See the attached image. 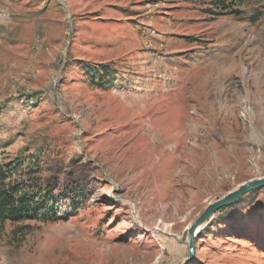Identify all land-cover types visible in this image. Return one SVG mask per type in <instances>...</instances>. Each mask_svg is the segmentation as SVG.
I'll use <instances>...</instances> for the list:
<instances>
[{
	"label": "rangeland",
	"instance_id": "374dc122",
	"mask_svg": "<svg viewBox=\"0 0 264 264\" xmlns=\"http://www.w3.org/2000/svg\"><path fill=\"white\" fill-rule=\"evenodd\" d=\"M223 4L0 0V264H182L264 177V0ZM195 249L264 264V187Z\"/></svg>",
	"mask_w": 264,
	"mask_h": 264
},
{
	"label": "water",
	"instance_id": "95a60500",
	"mask_svg": "<svg viewBox=\"0 0 264 264\" xmlns=\"http://www.w3.org/2000/svg\"><path fill=\"white\" fill-rule=\"evenodd\" d=\"M264 187V177H258L242 182L223 196L210 202L193 220L187 230V257L182 264H192L195 259V239L205 227L208 220L219 209L237 202L244 194Z\"/></svg>",
	"mask_w": 264,
	"mask_h": 264
},
{
	"label": "trees",
	"instance_id": "16d2710c",
	"mask_svg": "<svg viewBox=\"0 0 264 264\" xmlns=\"http://www.w3.org/2000/svg\"><path fill=\"white\" fill-rule=\"evenodd\" d=\"M225 0H211L217 4H223ZM223 7L226 8L225 4ZM26 206L22 202V199L19 197L17 200H14L12 194L10 193H0V217H9L12 220L21 219L25 216H28V212L25 210ZM41 215H44L42 213Z\"/></svg>",
	"mask_w": 264,
	"mask_h": 264
},
{
	"label": "bare ground",
	"instance_id": "6f19581e",
	"mask_svg": "<svg viewBox=\"0 0 264 264\" xmlns=\"http://www.w3.org/2000/svg\"><path fill=\"white\" fill-rule=\"evenodd\" d=\"M161 206V205H160Z\"/></svg>",
	"mask_w": 264,
	"mask_h": 264
}]
</instances>
